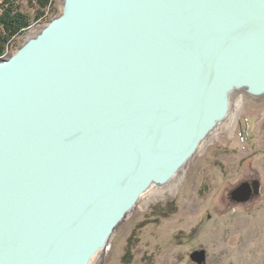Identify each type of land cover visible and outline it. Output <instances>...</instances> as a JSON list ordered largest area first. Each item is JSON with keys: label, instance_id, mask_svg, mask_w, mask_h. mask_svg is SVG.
Masks as SVG:
<instances>
[{"label": "water", "instance_id": "95a60500", "mask_svg": "<svg viewBox=\"0 0 264 264\" xmlns=\"http://www.w3.org/2000/svg\"><path fill=\"white\" fill-rule=\"evenodd\" d=\"M238 90L264 95V0H64L0 60V264H92Z\"/></svg>", "mask_w": 264, "mask_h": 264}, {"label": "rangeland", "instance_id": "374dc122", "mask_svg": "<svg viewBox=\"0 0 264 264\" xmlns=\"http://www.w3.org/2000/svg\"><path fill=\"white\" fill-rule=\"evenodd\" d=\"M63 2L51 0L40 20L23 2L31 26L9 40L1 58L61 15ZM253 181L260 194L233 202L231 192ZM92 264H264V95L232 93L227 119L172 183L142 196Z\"/></svg>", "mask_w": 264, "mask_h": 264}, {"label": "trees", "instance_id": "16d2710c", "mask_svg": "<svg viewBox=\"0 0 264 264\" xmlns=\"http://www.w3.org/2000/svg\"><path fill=\"white\" fill-rule=\"evenodd\" d=\"M23 2L33 6V20H40L45 16V10L51 0H0V60L9 40L31 26L32 18L22 10Z\"/></svg>", "mask_w": 264, "mask_h": 264}, {"label": "bare ground", "instance_id": "6f19581e", "mask_svg": "<svg viewBox=\"0 0 264 264\" xmlns=\"http://www.w3.org/2000/svg\"><path fill=\"white\" fill-rule=\"evenodd\" d=\"M238 91L244 93V91H242V90H238ZM235 92H236V91H235ZM228 115H229V114H228ZM226 119H227V118H226ZM223 122H224V121H223ZM220 124H221V123H220ZM220 124H219V125H220ZM219 125H218V126H219ZM218 126H217V127H218ZM217 127H216V128H217ZM216 128H215L212 132H214V131L216 130ZM210 135H211V134H210ZM210 135H209V136L204 140V142L200 145L199 150H200L201 147L206 143V141L208 140V138L210 137ZM199 150H198V151H199ZM194 157H195V156H194ZM194 157H193V158H194ZM193 158H192V159H193ZM192 159H191V160H190V161H189V162H188V163H187V164H186V165H185V166H184V167H183V168L177 173V175H176V176H175L170 182H168V183L165 184L164 186H167V185H169L170 183H172V182H173V181H174V180L180 175V173L186 168V166L192 161ZM153 187H155V186H153ZM153 187H152V188H153ZM161 187H162V186H161ZM152 188H151V189H152ZM151 189H150V190H151ZM150 190H149V191H150ZM149 191H148V192H149ZM141 199H142V197H141ZM141 199H140V200H141ZM156 199H158V196L153 195V196L150 197V200L148 199L149 201H147V203H148V202L151 203L152 201H154V200H156ZM139 202H140V201H139ZM106 251H107V248H106L105 250L100 251V252L96 255V257L93 259V261L96 260V259H98V258H100V256L104 255V253H105ZM93 261H92V263H93Z\"/></svg>", "mask_w": 264, "mask_h": 264}, {"label": "flooded vegetation", "instance_id": "af4514ba", "mask_svg": "<svg viewBox=\"0 0 264 264\" xmlns=\"http://www.w3.org/2000/svg\"><path fill=\"white\" fill-rule=\"evenodd\" d=\"M254 197H255V196H254ZM254 197H252V198H254ZM252 198H251V199H252Z\"/></svg>", "mask_w": 264, "mask_h": 264}]
</instances>
